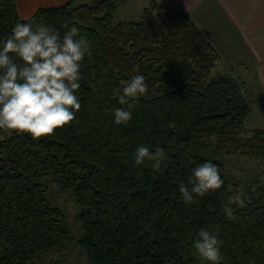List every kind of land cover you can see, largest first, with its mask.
Listing matches in <instances>:
<instances>
[{"label": "trees", "instance_id": "trees-1", "mask_svg": "<svg viewBox=\"0 0 264 264\" xmlns=\"http://www.w3.org/2000/svg\"><path fill=\"white\" fill-rule=\"evenodd\" d=\"M115 9L113 0H68L22 18L0 0V38L31 21L61 35L75 25L91 44L73 121L35 139L0 131V264H53L71 245L92 264H201L192 245L201 227L219 233L222 264H264V184L248 187L231 217L224 212L239 185L224 156L264 157V129L245 128L251 99L235 77L213 72L217 52L179 6L150 0L138 19L114 22ZM137 72L148 91L117 124L114 92ZM140 144L165 150L159 168L134 165ZM204 161L224 183L186 204L178 185ZM44 176L79 204L76 241Z\"/></svg>", "mask_w": 264, "mask_h": 264}, {"label": "clouds", "instance_id": "clouds-1", "mask_svg": "<svg viewBox=\"0 0 264 264\" xmlns=\"http://www.w3.org/2000/svg\"><path fill=\"white\" fill-rule=\"evenodd\" d=\"M63 35L46 23L17 21L6 38H0V131L27 133L33 139L54 133L55 129L73 121L81 101L82 62L91 55V44L75 25H65ZM148 91L146 77L140 72L130 77L114 92L123 107L111 109L117 124H127L136 100ZM167 158L162 147L147 144L136 147L133 163L140 166L151 161L159 168ZM189 184L181 182L178 191L184 203L196 196L215 191L224 183L217 166L204 161L192 168ZM190 185V186H189ZM224 205L227 216L233 215V204H243L237 191ZM217 231L201 227L192 245L201 264H222Z\"/></svg>", "mask_w": 264, "mask_h": 264}, {"label": "crops", "instance_id": "crops-1", "mask_svg": "<svg viewBox=\"0 0 264 264\" xmlns=\"http://www.w3.org/2000/svg\"><path fill=\"white\" fill-rule=\"evenodd\" d=\"M113 1L118 19H138L150 0ZM156 1L188 15L218 54L213 72L235 77L251 99L246 126L264 129V0Z\"/></svg>", "mask_w": 264, "mask_h": 264}, {"label": "rangeland", "instance_id": "rangeland-1", "mask_svg": "<svg viewBox=\"0 0 264 264\" xmlns=\"http://www.w3.org/2000/svg\"><path fill=\"white\" fill-rule=\"evenodd\" d=\"M92 0H73L75 3L90 2ZM17 14L20 17L26 18L33 14L38 7L63 4L67 0H12ZM137 19V18H136ZM118 20H135V19H118L117 16L113 17V21ZM249 92V89H248ZM250 93V92H249ZM245 128L249 129L246 126ZM246 130L245 135L248 134ZM226 168L238 180V192L244 196L248 187H255L259 184H264V157H251L246 154L231 153L224 156ZM47 189L46 194L49 201L61 208L66 216V222L70 229L73 240L76 241L81 235V230L77 220V213L79 211V204L71 190H61L53 181L51 176H44ZM50 256H46L48 260ZM50 264V263H48ZM53 264H92L86 255L84 248L78 245H71L63 254L55 255V262Z\"/></svg>", "mask_w": 264, "mask_h": 264}]
</instances>
